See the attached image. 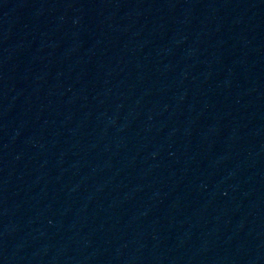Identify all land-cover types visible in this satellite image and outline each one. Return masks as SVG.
Here are the masks:
<instances>
[{
  "label": "water",
  "instance_id": "obj_1",
  "mask_svg": "<svg viewBox=\"0 0 264 264\" xmlns=\"http://www.w3.org/2000/svg\"><path fill=\"white\" fill-rule=\"evenodd\" d=\"M0 264H264V0H0Z\"/></svg>",
  "mask_w": 264,
  "mask_h": 264
}]
</instances>
